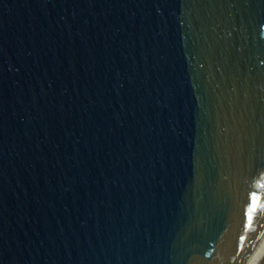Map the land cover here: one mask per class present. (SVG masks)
Segmentation results:
<instances>
[{
	"label": "water",
	"instance_id": "water-1",
	"mask_svg": "<svg viewBox=\"0 0 264 264\" xmlns=\"http://www.w3.org/2000/svg\"><path fill=\"white\" fill-rule=\"evenodd\" d=\"M263 250L264 0H0V264Z\"/></svg>",
	"mask_w": 264,
	"mask_h": 264
},
{
	"label": "bare ground",
	"instance_id": "bare-ground-1",
	"mask_svg": "<svg viewBox=\"0 0 264 264\" xmlns=\"http://www.w3.org/2000/svg\"><path fill=\"white\" fill-rule=\"evenodd\" d=\"M263 252H264V250H263ZM263 252H262V254H263ZM261 256V255H260ZM260 258V257H259Z\"/></svg>",
	"mask_w": 264,
	"mask_h": 264
}]
</instances>
